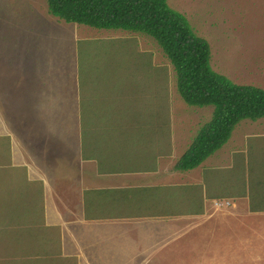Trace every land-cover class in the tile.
<instances>
[{
  "label": "rangeland",
  "instance_id": "374dc122",
  "mask_svg": "<svg viewBox=\"0 0 264 264\" xmlns=\"http://www.w3.org/2000/svg\"><path fill=\"white\" fill-rule=\"evenodd\" d=\"M168 3L187 17L198 36L209 42L211 66L216 72L237 84L264 88V0ZM75 67L80 68V83L96 88L97 119L107 112H102L101 104H106L102 99L110 98L115 104L121 95L131 93L134 105L146 94L148 112L157 109L165 124H176L173 129L179 130L181 137L178 154L187 149L212 117V106H189L181 98L174 67L150 36L61 21L49 13L46 0H0V264H75V258L60 256L59 228L51 229L44 223L43 194L51 190L49 178L60 172L51 160L59 156L52 140L48 151L43 152L46 168L31 171L33 176L36 172L45 175V185L27 182L28 167L20 165L22 159L12 149L14 139L19 152L34 161L17 136L27 140V134L34 131L30 129L31 116H47L45 110L50 103L52 117H48V126L61 127L59 120H64L58 109L75 98ZM167 125L161 129L164 134L170 129ZM29 137L33 140V136ZM178 174L179 187L156 194V201L162 200L164 206L151 212L164 218H170L166 215L172 212L178 216L190 214L203 208L205 198L223 199L252 191L257 188L256 183L264 186V118L241 121L222 149L198 168ZM68 177H75L74 169L63 171L59 191ZM207 207L221 215L232 210L216 209L214 201ZM222 219L213 216L209 232L202 224L188 232V221L181 220V229L170 234L175 240L163 251L160 263L215 264L205 257L209 251L205 243L208 245L209 238L217 237L218 228L214 226ZM224 219L234 217L229 214ZM247 221L254 222L256 236L248 237L249 229L243 224L239 226L242 236L236 235L233 240L239 243L244 238L242 243H249L253 249L239 247L234 253L243 258L226 259L232 242L226 234L218 240L224 259L221 264H264V217L253 215L244 219V223ZM233 223L240 220L226 221L225 225ZM151 262L157 261L153 258Z\"/></svg>",
  "mask_w": 264,
  "mask_h": 264
},
{
  "label": "crops",
  "instance_id": "0c3cea01",
  "mask_svg": "<svg viewBox=\"0 0 264 264\" xmlns=\"http://www.w3.org/2000/svg\"><path fill=\"white\" fill-rule=\"evenodd\" d=\"M75 70V98L69 99L65 105L62 103L58 109L64 120H59L61 127L48 126V117H52L50 103L45 110L47 116L35 113L31 116L30 129L34 131L29 136H33V140L30 141L28 134L27 140H22V135L17 136L34 161H28L19 152L18 143L12 139L15 156L22 159L20 165L28 167L30 172L26 175L29 183L45 185L46 176L39 172L33 176L31 171L46 168L47 159L43 152L48 151L51 140L59 155L51 158L60 172L48 180L51 190L49 193L45 190L43 194V215L48 228H59L61 258H75V264H152L151 260L155 258L156 264H161L163 251L175 240L170 234L179 232L181 220L188 221V232L201 224L209 232L212 228L208 225L213 216L223 219L218 226H214L218 228L217 237L209 238L208 245L205 243V248L210 251L205 256L207 260L215 264L224 262L218 240H223L226 234L232 241L230 248L227 247L230 251L226 259L243 258L234 253L239 247L253 249V246H248L249 243H242L246 241L244 238L239 243L233 239L236 235L242 236L239 226L243 224L249 229L248 237L256 236L254 222L244 223V219L253 215L264 217L262 183H256L257 188L252 191L211 200L216 209L232 208L224 215L207 207L211 202L208 198L204 199L203 208L192 210L190 214L178 216L172 212L166 215L170 218H164L160 217L162 214L151 212L164 206L161 205L162 200L156 201V194L179 187V170L175 166L192 142L178 154L181 137L179 130L176 132L173 129L176 124L171 123L172 127L169 123L165 124L157 109L149 113L146 94L140 103L134 105L131 93L121 95L115 104L110 98L102 99L106 103L101 104L102 112H107L97 119L96 88L80 83L77 79L80 68L75 67ZM133 111L136 114H132ZM166 125L170 129L164 134L161 129ZM38 131H41L40 138ZM67 155L70 156L64 159L63 156ZM70 169L75 170V177H68L59 191V183L63 181L60 177L64 170ZM253 203L254 207L259 203L261 206L253 210ZM58 210L60 212L56 216ZM229 214L239 219L240 223L225 225L226 221L234 220L224 219Z\"/></svg>",
  "mask_w": 264,
  "mask_h": 264
},
{
  "label": "trees",
  "instance_id": "16d2710c",
  "mask_svg": "<svg viewBox=\"0 0 264 264\" xmlns=\"http://www.w3.org/2000/svg\"><path fill=\"white\" fill-rule=\"evenodd\" d=\"M49 13L67 23L124 30L153 38L174 67L177 89L189 106H212L209 122L198 131L175 168L191 171L229 141L243 120L264 118V88L240 85L211 66L209 42L168 0H46ZM254 207L253 210L257 209Z\"/></svg>",
  "mask_w": 264,
  "mask_h": 264
}]
</instances>
